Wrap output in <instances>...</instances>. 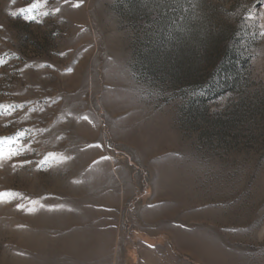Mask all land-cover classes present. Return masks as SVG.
Listing matches in <instances>:
<instances>
[{"label":"rangeland","instance_id":"1","mask_svg":"<svg viewBox=\"0 0 264 264\" xmlns=\"http://www.w3.org/2000/svg\"><path fill=\"white\" fill-rule=\"evenodd\" d=\"M75 4L0 0V264H264V0Z\"/></svg>","mask_w":264,"mask_h":264},{"label":"snow or ice","instance_id":"2","mask_svg":"<svg viewBox=\"0 0 264 264\" xmlns=\"http://www.w3.org/2000/svg\"><path fill=\"white\" fill-rule=\"evenodd\" d=\"M81 2H82V0H76V4H75V6L78 7V6L80 5ZM21 11H22V12H23V11H26V9H21ZM57 11H58V9H57ZM11 15L15 16L16 13L13 12V13H11ZM26 18H27V19H34V17H32V16H29V17H26ZM260 34H261V35H264V31H262ZM0 107H2V106H0ZM83 119L87 120L88 117H87V116H84ZM19 135H23V133H19ZM3 139H5V138H0V140H3ZM89 147H102V145H100V144H95V145H89ZM20 154H22V150L18 149V150H16V151L11 152V153L8 155L7 159H11V157L16 156V155H20ZM46 159H47V158L42 159V160H40V161L37 163V168H38V169H41V168H42V166H43L44 163L46 162ZM106 159H108V157H100V160H106ZM3 160H5V153H4L3 151H0V161H3ZM31 163H32V161L24 160V161H22V162H20V163H18V164H13L12 166H13V168H17V167H23L24 165H26V164H31ZM94 163H96V161H94ZM10 191H11V190H8V191H0V203L5 202V201H4V197H5L6 195H8V193H9ZM42 206H43V205H42ZM22 207H23L22 205H19V204L17 205V209H18V210H21ZM150 247H151V246H150Z\"/></svg>","mask_w":264,"mask_h":264}]
</instances>
